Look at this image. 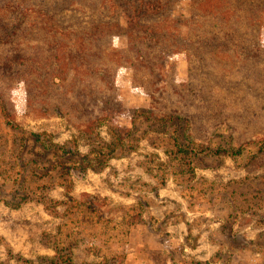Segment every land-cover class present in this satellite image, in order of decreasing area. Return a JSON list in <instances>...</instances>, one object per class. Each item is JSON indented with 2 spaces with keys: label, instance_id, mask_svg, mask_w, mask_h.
<instances>
[{
  "label": "rangeland",
  "instance_id": "obj_1",
  "mask_svg": "<svg viewBox=\"0 0 264 264\" xmlns=\"http://www.w3.org/2000/svg\"><path fill=\"white\" fill-rule=\"evenodd\" d=\"M171 1L173 18L188 15L189 1ZM120 72L125 114L90 129L32 110L21 89L4 87L16 125L0 113V264L65 253L73 264H264V67L253 74L227 61L200 77L209 113L183 89V56L162 67L158 86L169 90L159 106L197 113L190 131L210 137L209 148L131 113L151 100L129 68ZM178 90L182 100L171 95ZM114 127L129 130L121 145H112Z\"/></svg>",
  "mask_w": 264,
  "mask_h": 264
},
{
  "label": "trees",
  "instance_id": "obj_2",
  "mask_svg": "<svg viewBox=\"0 0 264 264\" xmlns=\"http://www.w3.org/2000/svg\"><path fill=\"white\" fill-rule=\"evenodd\" d=\"M187 1L188 15L173 18L171 0H0V113L7 124L16 125L7 108L5 86L21 89L32 110L73 115L89 129L111 123L126 112L117 90L120 71L129 68L135 91L151 100L147 110L131 113H146L163 133L167 127L176 131L180 144L200 141L209 148L210 137L190 131L197 113L159 106L169 90L158 86L162 67L183 56L188 62L183 89L195 97L196 107L209 113L210 100L197 84L200 77L210 79L213 69L227 61L248 65L253 74L264 67L259 16L264 2ZM119 36L125 39L122 49L114 47ZM182 92L171 95L182 100ZM111 131L112 145H121L120 132H129L115 127ZM115 263L113 259L108 264ZM40 264L73 262L65 253L43 257Z\"/></svg>",
  "mask_w": 264,
  "mask_h": 264
}]
</instances>
